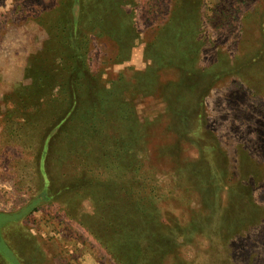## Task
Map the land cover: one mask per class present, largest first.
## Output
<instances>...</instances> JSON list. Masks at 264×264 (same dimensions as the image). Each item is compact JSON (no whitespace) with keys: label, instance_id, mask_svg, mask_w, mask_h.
<instances>
[{"label":"rangeland","instance_id":"obj_1","mask_svg":"<svg viewBox=\"0 0 264 264\" xmlns=\"http://www.w3.org/2000/svg\"><path fill=\"white\" fill-rule=\"evenodd\" d=\"M0 264H264V0H0Z\"/></svg>","mask_w":264,"mask_h":264},{"label":"trees","instance_id":"obj_2","mask_svg":"<svg viewBox=\"0 0 264 264\" xmlns=\"http://www.w3.org/2000/svg\"><path fill=\"white\" fill-rule=\"evenodd\" d=\"M23 210H24V209H23ZM23 210H22V211H23Z\"/></svg>","mask_w":264,"mask_h":264}]
</instances>
